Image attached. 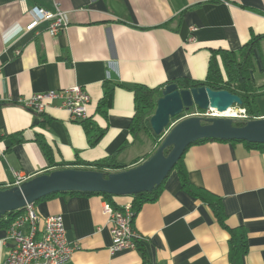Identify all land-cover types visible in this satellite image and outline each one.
Returning a JSON list of instances; mask_svg holds the SVG:
<instances>
[{"label":"crops","instance_id":"obj_1","mask_svg":"<svg viewBox=\"0 0 264 264\" xmlns=\"http://www.w3.org/2000/svg\"><path fill=\"white\" fill-rule=\"evenodd\" d=\"M232 1L229 7L208 0H0V185L15 186L17 177L31 179L61 164L114 158L125 170L146 161L158 144L143 132L132 135L133 88L205 82L213 51L238 55L253 35H264V0ZM55 5L66 14L65 31L53 37L49 24L41 23L26 32L35 8L53 11ZM75 86L90 95L89 119L104 132L96 145L58 103L42 115L20 104ZM107 89L114 90L113 103L103 116L98 106ZM38 138L51 148L52 160ZM184 166L196 189L222 200L227 226L245 232L242 264H264V152L241 142L207 141L186 150ZM55 195L35 209L42 219L63 217L67 241L79 245L67 264H143L138 249L110 251L104 197ZM134 201L117 197L113 203ZM133 227L151 264H231L230 234L208 205L182 189L177 172L155 202L143 204ZM6 235L0 230V264L13 247Z\"/></svg>","mask_w":264,"mask_h":264},{"label":"water","instance_id":"obj_2","mask_svg":"<svg viewBox=\"0 0 264 264\" xmlns=\"http://www.w3.org/2000/svg\"><path fill=\"white\" fill-rule=\"evenodd\" d=\"M258 65L262 66L259 51ZM243 106L238 95L228 91H214L208 87L183 89L169 84L161 91L150 123L161 145L142 164L105 174L96 170L77 168L56 169L33 177L19 186L0 189V219L16 213L27 205L55 194L83 193L85 195L137 197L152 194L170 176L186 150L202 140L264 145V118L242 122L228 117H177L195 108L201 112L214 109L221 114ZM166 151L169 153L166 155Z\"/></svg>","mask_w":264,"mask_h":264},{"label":"trees","instance_id":"obj_3","mask_svg":"<svg viewBox=\"0 0 264 264\" xmlns=\"http://www.w3.org/2000/svg\"><path fill=\"white\" fill-rule=\"evenodd\" d=\"M264 44V35H253L251 41L244 45L239 51L238 55L225 50L213 51L212 58L210 61V66L208 70V76L205 82H196L191 79H178L177 81H172L169 84H178L180 88L183 89H192L196 87H208L214 91H228L234 95H238L242 101L243 106L241 109H245L248 116L252 118H262V115L256 114V111L253 110V106L256 103L257 91L255 90V78L254 74L259 70L264 74V49L262 47ZM259 51L260 58L262 61V66L258 65L257 53ZM134 98H135V116L131 125V132L133 137L138 136L140 133H145L151 136L154 141L158 144V147L161 145L163 135L156 136L151 127V117L154 115L157 100L161 97V91L159 89L152 90L143 86H136L133 88ZM113 89H107L104 99L99 103L98 112L106 116L108 110L112 107L113 103ZM264 94V91H263ZM195 108L191 109L188 113L177 117L172 122H176L186 115L194 113ZM245 122L242 121L236 126H242ZM84 127L85 132L91 137L92 145H96L99 140L104 135V132L100 130L92 121L88 119L81 122ZM211 140H202L196 144L207 142ZM42 149L44 150L46 156L52 160V151L49 145L44 141V139L38 138ZM245 143L246 145L264 152V145L262 144H251L242 141H236ZM195 145V144H194ZM193 146V145H192ZM188 150V149H187ZM166 155L169 151L165 152ZM185 155V154H184ZM184 155L178 164L175 166L173 172H177L181 180L182 189L191 195L192 197L202 201L204 204L208 205L215 215L219 225L226 230L230 236V253L229 260L231 264H242V257L246 255L248 246L246 234L242 229H230L226 224V214L224 211L223 202L220 198L212 195L208 191L203 189H196L188 177V171L184 166ZM70 166H80L85 170H96L109 174L111 172L121 171L124 169L121 165L117 163L114 158L105 159L97 163H84L76 162L74 164H61L58 165L59 169H65ZM171 173V174H172ZM170 174V175H171ZM165 183V182H164ZM164 183L157 188L152 194H141L135 197L133 203L134 210L138 212L143 204L155 202L161 190L163 189ZM0 189H6L0 185ZM77 195H85L83 193H71ZM56 195L48 196L45 199L54 197ZM104 197L109 204L114 208H118L113 200L115 197L112 196H102ZM137 199L140 201L138 202ZM44 200V199H43ZM41 201V200H40ZM38 203V202H37ZM35 203V204H37ZM34 204V205H35ZM16 213L8 214L6 217L0 219V230H8L14 222ZM7 219V220H6ZM137 249L140 251L143 258V264H151L149 262L148 254L146 249L140 244Z\"/></svg>","mask_w":264,"mask_h":264},{"label":"built area","instance_id":"obj_4","mask_svg":"<svg viewBox=\"0 0 264 264\" xmlns=\"http://www.w3.org/2000/svg\"><path fill=\"white\" fill-rule=\"evenodd\" d=\"M223 3L232 7V0H208ZM31 15L33 23L26 32L34 30L41 23L49 24V32L56 37L68 27L66 14L59 5L53 11L35 8ZM90 95L81 87L75 86L63 91H49L33 95L28 99L20 100V104L33 113L44 114L54 103L57 109L69 113L71 120L81 123L89 119L88 108L91 104ZM236 109V108H233ZM219 113L210 109L207 112L196 110L183 118L199 116L204 118H217ZM239 121H251L260 118H250L245 109H238L235 117H228ZM264 118V117H262ZM15 186L21 185L29 179L17 177ZM103 212L110 219V234L112 236V253L123 250H135L143 237L134 230V220L137 212L133 204L114 208L108 202L104 203ZM5 241L12 242V249L8 253L5 264H67L73 254L79 250L78 244H71L66 238V229L61 215L49 216L45 219L39 217L35 205H27L16 212L14 222L7 230Z\"/></svg>","mask_w":264,"mask_h":264},{"label":"rangeland","instance_id":"obj_5","mask_svg":"<svg viewBox=\"0 0 264 264\" xmlns=\"http://www.w3.org/2000/svg\"><path fill=\"white\" fill-rule=\"evenodd\" d=\"M254 78L256 84L255 90L257 91L256 93L257 98H256V103L253 106V110L256 111V114L264 115V94H263L264 74H262L259 70H257L256 73L254 74ZM196 110L197 109H195V111Z\"/></svg>","mask_w":264,"mask_h":264},{"label":"bare ground","instance_id":"obj_6","mask_svg":"<svg viewBox=\"0 0 264 264\" xmlns=\"http://www.w3.org/2000/svg\"><path fill=\"white\" fill-rule=\"evenodd\" d=\"M237 113H238L237 109H231L227 112L219 114L218 116H220V117H235Z\"/></svg>","mask_w":264,"mask_h":264}]
</instances>
